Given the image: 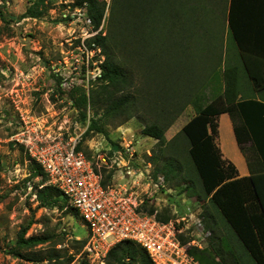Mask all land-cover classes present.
<instances>
[{"label": "rangeland", "instance_id": "obj_1", "mask_svg": "<svg viewBox=\"0 0 264 264\" xmlns=\"http://www.w3.org/2000/svg\"><path fill=\"white\" fill-rule=\"evenodd\" d=\"M34 1L37 0H0V264H105V254L89 245L86 228L68 203L61 201L48 209L35 200V191L48 184L42 183L41 177L30 176L31 161L25 148L11 139L21 131L24 122L36 120L46 122L47 128L62 124L67 133H82L80 151L99 172L105 187L133 195L140 211L145 213L153 208L157 220L166 218L173 223L181 218L186 221L198 217L204 228L211 226L201 249L208 245L212 235L215 247L221 244L218 248L226 251L229 264L234 254L232 246H227L223 220L203 198L187 153L182 152L177 160L183 175L193 181L192 190H181L185 186L183 177L179 183H166L159 175L154 178L155 168L169 154L163 144L141 132L151 117L147 106L136 108L130 113L131 118L122 123L111 117L100 118V111L95 115L89 107L85 111L86 120H80L79 110L69 93L73 87H83L87 93L99 73L98 65L103 61L100 49L89 50V47L93 46L92 39L105 35L108 10L99 28L93 30L91 24L85 22V8L76 6L77 0H43L40 5L43 14L39 18L23 17ZM98 1L105 2L106 7L110 2ZM172 1L158 0V5L164 9L153 25L159 37L151 48L162 43L161 47L153 49L157 54L162 53V58L156 65L155 60H144L140 68L137 65L133 80V91L141 88L148 96L160 84L154 82L155 77L162 75L165 99L174 98L182 103L189 95L194 99L183 104L181 112L163 134L164 143L173 139L198 110L222 91L223 81L215 77L207 80L213 67L211 61L204 59L205 54L209 56L212 52L208 45L213 39H219L217 44L224 50L231 42L226 18H213L217 14L212 0H200L196 12L183 16L174 10L185 1ZM219 10L224 11L223 7ZM159 11L157 9V15ZM220 16H224L223 13ZM170 31L176 34L172 43ZM163 35H167L165 41ZM90 119L97 120L104 133H86ZM216 123L215 144L222 157L241 170L227 121L220 116ZM114 144L118 149L113 148ZM110 149L115 151V156L110 154ZM100 155L106 158V165L100 163ZM204 213L208 216L205 220ZM186 225L180 221L179 227L183 229ZM194 230L193 227L190 232ZM20 231H24V239L41 237L45 241L26 249L17 243ZM191 237L200 240L196 232H191ZM189 238L185 234L179 236L185 246ZM49 255L58 256V262L49 261ZM70 255H74V259L66 263ZM25 257L43 260L25 261Z\"/></svg>", "mask_w": 264, "mask_h": 264}, {"label": "trees", "instance_id": "obj_2", "mask_svg": "<svg viewBox=\"0 0 264 264\" xmlns=\"http://www.w3.org/2000/svg\"><path fill=\"white\" fill-rule=\"evenodd\" d=\"M41 4L43 0L34 1L23 17L39 18L43 14ZM75 4L85 8L86 18L90 20L93 30L99 28L108 10L105 35L96 36L90 41L93 46L89 47V50L100 49L103 61L98 65L99 73L91 81L87 93L83 87H73L69 93L72 103L79 110L80 120H86L85 111L89 107L95 115L100 111V118L111 117L122 123L131 118L130 113L136 108L147 106L151 117L141 132L163 144L164 151L169 154L155 168L154 178L159 175L166 183H179L183 177L185 186L181 190H192L193 181L188 175H183L177 160L182 152L187 153L188 161L200 182L203 198L207 199L223 220L228 236L227 246L236 245L241 248L252 264H264V98L261 95L264 91V46L260 47V44H264V0H260L258 10L253 2L230 0L226 17L224 14L220 18H226L231 42L224 50L223 46L217 44L220 40L213 39V43L208 45L212 52L203 58L211 61L213 67L207 80L215 77L217 81H223L222 91L198 110L180 132L166 143L164 132L179 115L183 104L194 101L192 95L184 103L174 98L165 99L162 75L155 77L154 82L160 84L150 95H144L147 91L143 92L141 88L133 91L134 72L142 67L144 60H155L156 65L157 60L162 58V53L157 54L153 50L161 47L162 43L153 49L151 47L152 42L159 37L153 25L159 21L163 7L158 5V0H110L108 7L105 2L98 0H77ZM157 9H160L158 15ZM1 20H5L3 15ZM175 35L170 31L171 43ZM166 38L167 35H163L164 41ZM241 71L246 75L253 92L239 98ZM222 114L229 116L233 137L246 161L247 176H237L234 165L222 158L214 142L218 127L216 118ZM138 119L141 120L140 117ZM92 131L104 133L94 119L89 120L86 133ZM114 147L118 149L115 144ZM77 149L80 150V144ZM29 172L32 178L41 177V182L47 183L41 167L33 161ZM109 178L110 174L107 176ZM102 185L105 187L103 181ZM34 197L41 207L48 209L56 207L61 201L69 204L57 188L46 184L35 191ZM72 210L78 217L75 210ZM145 213L153 215L154 209H147ZM203 217L205 220L208 216L204 213ZM159 221L167 222L168 219L159 218ZM204 230L211 232L212 227L205 226ZM23 233H18L17 243L26 249L45 241L41 237L24 239ZM211 237L206 247L188 248V254L197 264H228L226 251L218 248L222 247L219 242L220 245L215 247ZM48 259L58 262L56 255H49ZM73 259L74 255H70L66 263ZM24 260L43 259L25 257ZM104 261L105 264H153L144 249L131 241H123L111 247ZM229 264H237L235 257Z\"/></svg>", "mask_w": 264, "mask_h": 264}, {"label": "built area", "instance_id": "obj_3", "mask_svg": "<svg viewBox=\"0 0 264 264\" xmlns=\"http://www.w3.org/2000/svg\"><path fill=\"white\" fill-rule=\"evenodd\" d=\"M86 23L90 20L86 18ZM46 122H24L12 142L25 148L31 161L38 164L47 184L57 188L75 210L89 236L93 249L106 252L123 241L138 244L153 264H197L187 247L201 249L210 235L201 219L181 218L176 223L162 222L140 210L133 195L116 192L102 185L99 172L77 147L82 133H67L62 124L47 128ZM64 130L66 133H64ZM116 155L113 149L110 154ZM101 164L106 158L98 156ZM181 222L187 225L182 229ZM195 228L199 241L192 240ZM190 232V233H189ZM189 238L182 244L179 236ZM204 246V245H203ZM105 257V256H104Z\"/></svg>", "mask_w": 264, "mask_h": 264}, {"label": "crops", "instance_id": "obj_4", "mask_svg": "<svg viewBox=\"0 0 264 264\" xmlns=\"http://www.w3.org/2000/svg\"><path fill=\"white\" fill-rule=\"evenodd\" d=\"M172 1V0H171ZM174 1H182V0H174ZM185 2L182 4V3H179V4H182V7L178 6V9H175L174 11H176L179 15H187L188 13H193V12H196L197 11V6H199V1L200 0H184ZM246 3H248V1H250V3H255L256 4V7H257V10H258V7L260 6L259 3H260V0H244ZM173 2V1H172ZM229 2L230 0H212V7H213V11L217 14L216 16H214L213 18L215 17H221V13H223V15L225 14V17L227 15V12H228V9H229ZM174 4V7H175V3ZM220 7H223L224 11L221 12L219 9ZM164 9V8H163ZM204 11H200V13H203ZM202 14H200L201 16ZM223 17V16H222ZM227 23V22H226ZM228 28V27H227ZM264 44H260V47L263 48ZM239 81H240V84L238 86L239 90H240V94L238 95V97L240 98V96L242 95H246L247 93L248 94H252V87L250 85V83L248 82V80L246 79V75L244 74L243 71H241V74H240V77H239ZM262 97L264 98V91L261 93ZM255 97L257 98V95L255 94ZM222 116V118H224L226 121H227V124H228V128H229V131L231 132V134L233 135V132H232V126H231V122H230V119H229V116L227 114H222L220 115ZM219 116V117H220ZM234 138V137H233ZM233 145L235 147V150L237 152V154L235 155V158L236 160H239L241 162V170H237L236 166L234 165L235 169L237 170V176L238 177H244V176H247L248 175V168H247V165H246V161H245V158L244 156L242 155V153L240 152L236 142H235V139L233 141ZM217 146V145H216ZM218 147V146H217ZM219 148V147H218ZM220 150V148H219ZM221 152V150H220ZM222 155V154H221ZM223 158V157H222ZM224 159V158H223ZM225 160V159H224ZM232 252L234 254V257H235V260L237 262V264H252V262L250 261V259L246 256V254L238 247L235 245V247H232Z\"/></svg>", "mask_w": 264, "mask_h": 264}]
</instances>
